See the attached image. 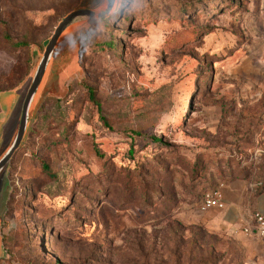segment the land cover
<instances>
[{"label": "rangeland", "instance_id": "1", "mask_svg": "<svg viewBox=\"0 0 264 264\" xmlns=\"http://www.w3.org/2000/svg\"><path fill=\"white\" fill-rule=\"evenodd\" d=\"M106 3L0 0V264H264V0Z\"/></svg>", "mask_w": 264, "mask_h": 264}, {"label": "built area", "instance_id": "2", "mask_svg": "<svg viewBox=\"0 0 264 264\" xmlns=\"http://www.w3.org/2000/svg\"><path fill=\"white\" fill-rule=\"evenodd\" d=\"M196 206L198 213L205 212L211 208L222 209L224 207V200L220 189L215 188L204 192ZM241 230L245 235L256 236L264 244V215L260 212L253 213L249 222L243 225Z\"/></svg>", "mask_w": 264, "mask_h": 264}, {"label": "water", "instance_id": "3", "mask_svg": "<svg viewBox=\"0 0 264 264\" xmlns=\"http://www.w3.org/2000/svg\"><path fill=\"white\" fill-rule=\"evenodd\" d=\"M111 0H108V2H110ZM78 12H85L87 13V19L89 17H92V16H99V13L96 12V11H93L91 9H88V8H81V9H75V10H72L70 11L69 13H67L62 19L61 21H59V23L57 24V26L54 28V31L52 33V35L50 36V38L48 39L45 47H44V51L41 55V58L40 60H42L44 57H46L47 55H51L52 51H53V48H54V45H55V42L57 40V37L59 35V33L68 25L71 24V21L76 17V14ZM81 19V18H80ZM83 19V18H82ZM36 72V71H35ZM35 72L33 73V76L31 77V80L28 84V87L26 89V92H25V95L23 97V100H22V103H21V106H20V109H19V117L20 115H23V109L24 107H26L25 105V102L27 101V92H28V89H29V86H30V83L34 77V74ZM17 148V146L15 148L12 149L11 151V146L4 152V154L1 156L0 158V169L6 164L7 160L11 157L10 155L13 153V151ZM10 156V157H9Z\"/></svg>", "mask_w": 264, "mask_h": 264}, {"label": "trees", "instance_id": "4", "mask_svg": "<svg viewBox=\"0 0 264 264\" xmlns=\"http://www.w3.org/2000/svg\"><path fill=\"white\" fill-rule=\"evenodd\" d=\"M107 3L109 4H111V1L110 2H108V0H107ZM106 3V6H105V9L104 10H106V8H108V10L109 11H107V12H110V10L112 9V5H111V7L109 8V5ZM85 7V6H84ZM91 10H93V9H91ZM104 10H102V11H98V13H99V16H96L95 18L96 19H103L104 18V16L106 15H102L103 14V12H104ZM94 11V10H93ZM48 40V39H47ZM47 40L45 41V43L43 44V46L46 44V42H47ZM18 44H23V43H18ZM15 85H16V83H12V82H10V79H9V77L7 76V75H4L2 72H0V92L1 91H6V90H10V89H12L13 87H15ZM88 90V96H89V100L94 104V105H96L97 106V108H99V105H98V102H97V100L93 97V94H92V91H91V89H87ZM152 140H154V141H159V139L158 138H156V137H152ZM2 237L0 236V239H1ZM2 243V242H1Z\"/></svg>", "mask_w": 264, "mask_h": 264}, {"label": "crops", "instance_id": "5", "mask_svg": "<svg viewBox=\"0 0 264 264\" xmlns=\"http://www.w3.org/2000/svg\"><path fill=\"white\" fill-rule=\"evenodd\" d=\"M60 21H61V20H60ZM66 27H67V26H66ZM66 27H65V28H66ZM65 28H64V29H65ZM64 29H63V30H64ZM63 30H62V31H63ZM62 31H61V32H62ZM61 32L59 33V35L61 34ZM59 35H58V36H59ZM57 38H58V37H57ZM46 43H47V42H46ZM10 90H13V89H10ZM6 91H9V90H6ZM24 95H25V94H24ZM23 97H24V96H23ZM23 97H22V100H23ZM22 100H21V103H22ZM20 106H21V104H20ZM19 109H20V107H19ZM18 114H19V111H18ZM9 145H10V144H9ZM9 145H8V146H9ZM8 146H7V148H8ZM7 148H6L5 150L2 149V150L0 151V158H1V156L4 154V152L7 150ZM5 165H6V164H5ZM5 165L0 169V173L3 171ZM253 236H254V235H253Z\"/></svg>", "mask_w": 264, "mask_h": 264}]
</instances>
